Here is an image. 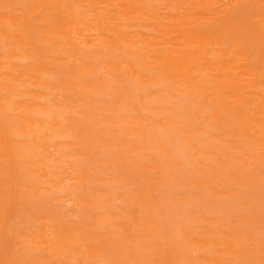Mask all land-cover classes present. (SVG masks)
<instances>
[{"label": "bare ground", "instance_id": "obj_1", "mask_svg": "<svg viewBox=\"0 0 264 264\" xmlns=\"http://www.w3.org/2000/svg\"><path fill=\"white\" fill-rule=\"evenodd\" d=\"M14 243L264 264V0H0V264Z\"/></svg>", "mask_w": 264, "mask_h": 264}, {"label": "rangeland", "instance_id": "obj_2", "mask_svg": "<svg viewBox=\"0 0 264 264\" xmlns=\"http://www.w3.org/2000/svg\"><path fill=\"white\" fill-rule=\"evenodd\" d=\"M104 143L105 142L100 143L101 147H99V150L100 152L106 153L108 152L107 150L108 147L102 146V144ZM52 205H54L53 207L55 208L65 209L66 215L70 213L69 207L59 206L56 202H53ZM36 222H37L36 219L31 218L29 214H22L19 217V228L21 231V236H20L21 241H24L23 239L26 238L25 232L28 230V228L36 224ZM23 245H24L23 243H14V246L11 247L10 250L8 251L10 258L13 260V263L14 264H39V261H37L36 257L27 256L28 253H27L26 247ZM47 264H61V263L58 260H49Z\"/></svg>", "mask_w": 264, "mask_h": 264}]
</instances>
